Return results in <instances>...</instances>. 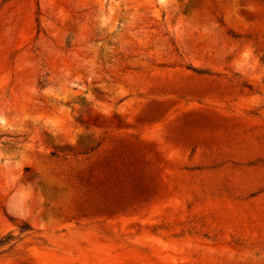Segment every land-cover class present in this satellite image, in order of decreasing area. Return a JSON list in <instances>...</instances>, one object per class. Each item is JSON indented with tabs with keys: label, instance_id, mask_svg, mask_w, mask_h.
I'll return each mask as SVG.
<instances>
[{
	"label": "rangeland",
	"instance_id": "374dc122",
	"mask_svg": "<svg viewBox=\"0 0 264 264\" xmlns=\"http://www.w3.org/2000/svg\"><path fill=\"white\" fill-rule=\"evenodd\" d=\"M0 264H264V0H0Z\"/></svg>",
	"mask_w": 264,
	"mask_h": 264
},
{
	"label": "trees",
	"instance_id": "16d2710c",
	"mask_svg": "<svg viewBox=\"0 0 264 264\" xmlns=\"http://www.w3.org/2000/svg\"><path fill=\"white\" fill-rule=\"evenodd\" d=\"M12 239H13V237H11V236L10 237H6L4 239H1L0 240V246L8 244Z\"/></svg>",
	"mask_w": 264,
	"mask_h": 264
}]
</instances>
